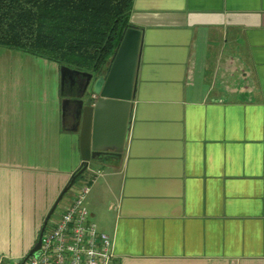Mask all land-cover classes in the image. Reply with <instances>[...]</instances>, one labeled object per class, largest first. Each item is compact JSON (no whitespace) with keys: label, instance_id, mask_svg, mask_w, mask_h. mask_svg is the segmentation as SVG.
<instances>
[{"label":"crops","instance_id":"obj_1","mask_svg":"<svg viewBox=\"0 0 264 264\" xmlns=\"http://www.w3.org/2000/svg\"><path fill=\"white\" fill-rule=\"evenodd\" d=\"M130 21L143 33L127 137L90 162L85 201L113 264H264V0H134ZM67 96L58 63L0 47L8 259L29 254L82 163ZM117 119L101 128L110 152Z\"/></svg>","mask_w":264,"mask_h":264},{"label":"trees","instance_id":"obj_2","mask_svg":"<svg viewBox=\"0 0 264 264\" xmlns=\"http://www.w3.org/2000/svg\"><path fill=\"white\" fill-rule=\"evenodd\" d=\"M133 5L134 0H0V47L99 73L134 26ZM92 176L88 168L78 179L90 184Z\"/></svg>","mask_w":264,"mask_h":264},{"label":"water","instance_id":"obj_3","mask_svg":"<svg viewBox=\"0 0 264 264\" xmlns=\"http://www.w3.org/2000/svg\"><path fill=\"white\" fill-rule=\"evenodd\" d=\"M142 33V29L136 26L128 27L113 60L107 68L99 73L80 71L66 65L60 67L61 90H63L68 77L74 80L76 75L86 76L84 89L80 90L77 95L67 96L63 100L64 119L68 104H74L72 118L76 129H80L82 163L72 173L68 183L63 187L46 215L38 240L29 254H33L40 248L43 233L59 203L74 186L78 177L89 168L90 162L92 160L103 161V156L111 153L122 155L131 121L132 100L135 96L142 49ZM112 113H115L118 119L115 142L111 144V146H115V150L110 152L107 149V142L104 141L106 137H104L101 128L104 125V118ZM19 261L20 259H16V262Z\"/></svg>","mask_w":264,"mask_h":264},{"label":"built area","instance_id":"obj_4","mask_svg":"<svg viewBox=\"0 0 264 264\" xmlns=\"http://www.w3.org/2000/svg\"><path fill=\"white\" fill-rule=\"evenodd\" d=\"M89 192L90 184L81 183L69 205L47 224L39 253L21 256L19 262L0 255V264H113L112 237L93 221L85 204Z\"/></svg>","mask_w":264,"mask_h":264},{"label":"rangeland","instance_id":"obj_5","mask_svg":"<svg viewBox=\"0 0 264 264\" xmlns=\"http://www.w3.org/2000/svg\"><path fill=\"white\" fill-rule=\"evenodd\" d=\"M48 60V59H47ZM49 62H54V61H50L48 60ZM56 63V62H55ZM57 64V63H56ZM45 72L46 74V77H47V74L50 72V68L49 66H47L45 68V70H42ZM50 86V83L48 81V79H46V82H45V88L48 89ZM96 170V169H95ZM98 171V169H97ZM100 171V170H99ZM81 183H84L82 178L81 179H78L76 181V183L74 184V186L65 194L64 198L61 200V202L59 203L56 211L54 212L53 216L51 217L50 221H49V225H51V223L56 219V217L66 208V206L68 205L69 201L72 200L75 196V194L77 193L78 191V187Z\"/></svg>","mask_w":264,"mask_h":264},{"label":"flooded vegetation","instance_id":"obj_6","mask_svg":"<svg viewBox=\"0 0 264 264\" xmlns=\"http://www.w3.org/2000/svg\"><path fill=\"white\" fill-rule=\"evenodd\" d=\"M85 81H86V76H84V75H76L74 80H72L68 77L66 79L64 87H63L64 93L69 95V96L77 95L80 90L84 89ZM72 105H74V104L70 103L67 106V111H66V116H65L66 120H68L70 117V114H71L70 113V107H72ZM104 156H106V155H104Z\"/></svg>","mask_w":264,"mask_h":264}]
</instances>
